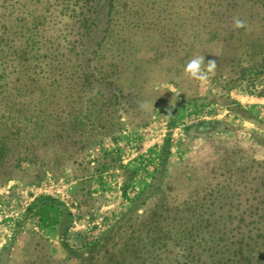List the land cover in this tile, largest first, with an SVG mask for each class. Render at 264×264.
Here are the masks:
<instances>
[{
  "label": "rangeland",
  "instance_id": "rangeland-1",
  "mask_svg": "<svg viewBox=\"0 0 264 264\" xmlns=\"http://www.w3.org/2000/svg\"><path fill=\"white\" fill-rule=\"evenodd\" d=\"M261 17L0 0V264H264Z\"/></svg>",
  "mask_w": 264,
  "mask_h": 264
},
{
  "label": "clouds",
  "instance_id": "clouds-1",
  "mask_svg": "<svg viewBox=\"0 0 264 264\" xmlns=\"http://www.w3.org/2000/svg\"><path fill=\"white\" fill-rule=\"evenodd\" d=\"M233 26L237 29L244 27V21L234 19ZM204 57H195L190 59L184 66V72L192 79L205 80L208 77V72H212L216 67V61L210 60L207 62L208 67L203 68Z\"/></svg>",
  "mask_w": 264,
  "mask_h": 264
},
{
  "label": "trees",
  "instance_id": "trees-1",
  "mask_svg": "<svg viewBox=\"0 0 264 264\" xmlns=\"http://www.w3.org/2000/svg\"><path fill=\"white\" fill-rule=\"evenodd\" d=\"M261 21H264V17H261ZM262 65H264V58L262 59ZM238 261H241V259H238Z\"/></svg>",
  "mask_w": 264,
  "mask_h": 264
}]
</instances>
